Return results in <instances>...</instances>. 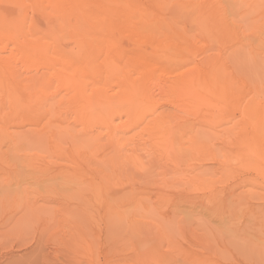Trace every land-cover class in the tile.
<instances>
[{
    "label": "rangeland",
    "instance_id": "rangeland-1",
    "mask_svg": "<svg viewBox=\"0 0 264 264\" xmlns=\"http://www.w3.org/2000/svg\"><path fill=\"white\" fill-rule=\"evenodd\" d=\"M39 1L0 0V264H264V0Z\"/></svg>",
    "mask_w": 264,
    "mask_h": 264
},
{
    "label": "bare ground",
    "instance_id": "bare-ground-1",
    "mask_svg": "<svg viewBox=\"0 0 264 264\" xmlns=\"http://www.w3.org/2000/svg\"><path fill=\"white\" fill-rule=\"evenodd\" d=\"M35 1V0H34ZM40 1L38 0V5ZM37 5V7H38ZM109 8L112 12V18L115 20L118 13L119 15L128 16V13L131 12L132 8H150L147 5H144L139 0H43V4L38 8ZM191 8V6L189 7ZM118 19H121L119 16ZM5 28L0 26V32H3ZM30 54L34 55L33 50L30 51ZM219 85L228 84V79L220 80ZM183 84L186 87L191 88V78L183 79ZM189 140L197 142L198 138L195 135H191L189 132Z\"/></svg>",
    "mask_w": 264,
    "mask_h": 264
}]
</instances>
